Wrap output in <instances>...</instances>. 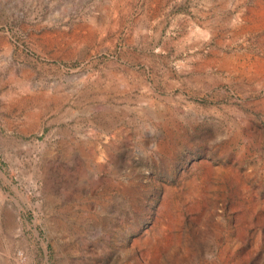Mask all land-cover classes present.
<instances>
[{
	"label": "rangeland",
	"instance_id": "obj_1",
	"mask_svg": "<svg viewBox=\"0 0 264 264\" xmlns=\"http://www.w3.org/2000/svg\"><path fill=\"white\" fill-rule=\"evenodd\" d=\"M0 264H264V0H0Z\"/></svg>",
	"mask_w": 264,
	"mask_h": 264
}]
</instances>
